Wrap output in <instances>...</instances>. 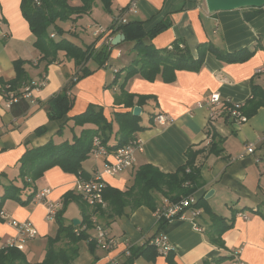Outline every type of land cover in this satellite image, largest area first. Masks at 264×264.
I'll use <instances>...</instances> for the list:
<instances>
[{"label":"crops","instance_id":"1","mask_svg":"<svg viewBox=\"0 0 264 264\" xmlns=\"http://www.w3.org/2000/svg\"><path fill=\"white\" fill-rule=\"evenodd\" d=\"M96 1L88 13L57 22L64 31H73L80 43L66 37L67 40L81 47L92 45L99 49L108 37L113 39L122 33L113 32L110 26L120 10L132 0H111L110 12L104 16L98 11ZM20 2L0 0V81L10 86L15 77L13 63L21 59L27 61L23 68L29 80L44 75L45 84L32 92L26 112L17 116L11 113L6 92L0 85V197L11 184L21 188L19 195L22 199L33 190L38 192L48 188L50 193L47 200L61 204L66 193H76L75 183L79 176L54 166L23 187L22 179L18 176L20 163L27 159L30 149L45 145L50 140L57 144L71 141L73 134L79 135L83 128L94 127L90 123L72 126L73 120L64 121L67 117L82 113L89 103L101 106L108 120L113 118L114 112L129 110L122 105H114V96L120 92L118 88L105 86L114 77L110 67L120 71L136 57V51L134 43L125 41V36L119 43H111L107 66L78 80L74 88L75 100L67 115L61 120L50 119L48 100L61 91L77 66L63 51H59L57 59L47 66L46 72L43 70L44 63L39 61L41 55L33 45L35 36L21 13ZM135 2L136 12H125L127 22H142L146 32L159 24L166 25L154 36L145 38V42L156 49L171 48L174 42H178L180 47H186L193 57H197L198 45L206 43L224 52L235 53L244 49L251 55L243 61L227 62L207 52L199 69H174L172 81H166L161 72L153 80L138 73L127 79L124 89L135 95L134 103L138 96L147 97L139 106L140 125L143 128L134 133L141 149L136 154L133 168L115 176L103 174L107 185L124 191L132 185L134 172L140 165L151 164L164 173H171L185 163L189 149H202L194 162L202 183L193 192L199 215L194 216L188 210L184 219H156L154 210L164 198L160 194L156 197L154 208L127 206L122 215L115 216L106 225L100 217L92 216V207L84 206L85 213L91 212V216L104 225L108 235L116 239V244L108 251L97 248L92 240L96 234L92 225L86 230L89 250L86 246L88 251H80V241L77 242L75 257L68 264H79L81 254L86 257L84 264H109L111 261L117 264H230L237 249L246 264H264V5L210 12L205 0ZM67 3L71 6L81 5L80 0H67ZM95 26L104 30L99 37L92 34ZM87 65L91 69L96 68L91 61ZM254 87L263 96L253 94ZM212 93H218L225 105L239 104L245 121L233 123L227 113L210 120L205 102ZM254 101L262 103L249 115L246 110ZM144 112L147 113L146 118L142 117ZM157 114L166 115L171 121L158 124L154 119ZM214 132L220 138L222 151L219 154L207 152ZM114 140L110 142L113 144ZM250 144L254 149L252 153H247L246 148ZM102 164L103 158L89 152L82 162V169L92 176L101 169ZM208 191H212L211 195L204 198ZM1 209L8 218L31 221L41 236L50 238L56 233L50 230L51 221L45 219V200H31L22 205L7 198ZM240 214L248 217L244 219ZM61 216L65 225H74L73 219H77L78 225L83 214L79 204L70 201ZM212 216L224 218V224L228 225L221 233L219 245L211 243L208 238ZM57 226L55 224V231ZM14 234V228L0 218V245ZM159 234L165 235L171 246L165 255L154 254V249L147 247L149 241ZM70 246L67 239L55 244L57 248ZM137 248L140 249L138 255L131 263L127 262L131 252ZM16 249L28 264L41 262L46 252L45 246L39 258L32 256L30 259L33 251L30 246Z\"/></svg>","mask_w":264,"mask_h":264},{"label":"trees","instance_id":"2","mask_svg":"<svg viewBox=\"0 0 264 264\" xmlns=\"http://www.w3.org/2000/svg\"><path fill=\"white\" fill-rule=\"evenodd\" d=\"M80 6H71L67 0H21L20 10L28 22L30 31L35 36L33 45L40 53L39 61L44 63L43 70L46 72L47 66L57 59L58 52L63 51L64 55L72 59L78 70L74 74L75 77L63 86L60 92L53 95L48 100V116L53 120H61L73 106L75 96V84L81 78L88 76L96 69L105 67L111 53V44H104L99 49H95L92 45L81 47L73 42L65 39L64 31L58 21H65L71 16H79L88 13L95 0H80ZM102 8L106 12H110L111 0H99ZM166 25L159 24L150 32L143 29L142 22L134 20L118 25L116 28L110 26V29L120 31L125 36V41L134 43L136 57L129 65L117 72L115 77L105 86V88L117 87L120 91L114 96V105H122L128 108L126 111H118L113 113V118L108 120L103 114V108L99 105L89 103L86 109L75 116L67 117L64 121L73 120L75 126H83L85 123L93 124L94 127L83 128L79 135L73 134L71 141H63L59 144L50 140L45 145L28 150V157L20 163L19 178L22 179L23 187H26L41 177L45 170L58 166L62 171L88 179L90 175L84 173L82 162L88 157L92 149V140L98 137L100 143L105 146L108 151H113L127 144L134 139V133L141 130V116L132 114L134 105L142 106L146 96H138L136 103L133 102L135 95L126 92L124 86L128 78L134 74H141L142 77L153 80L159 72L164 76L166 81H172L174 69L197 70L201 67L203 59L207 52L213 53L218 59L227 62L243 61L247 59L251 53L247 50H239L235 53L224 52L212 44L202 43L198 45V55L193 57L186 47H180L178 42H174L171 48L156 49L145 42L146 37H152L157 32L161 31ZM54 29V32L50 30ZM54 33L60 37H51ZM57 33V34H56ZM91 61L95 63L96 68L91 69L87 63ZM25 60H15L14 69L15 77L10 82V86L0 81V85L5 92H13L18 99L11 102L9 109L15 116L26 112L29 102L21 97V89L29 84L26 71L23 68ZM123 72V74H121ZM169 77V78H167ZM24 84V85H23ZM7 86V87H6ZM21 86V87H20ZM253 94L263 96L261 91L256 87L253 89ZM6 100L9 95L5 94ZM262 101L251 102L250 108L246 110L247 114H252ZM113 123L117 124L116 131L112 130ZM212 140L207 149L208 153L219 154L222 149L219 146L220 138L214 132ZM115 139V143L110 141ZM202 151L191 150L187 151L186 161L178 167L174 172L164 173L157 167L151 164H143L137 167L134 172L133 183L126 190L121 191L115 187L107 185L103 191V199L105 206H97L91 212L85 213L84 206L87 204L81 197L73 192L66 193L61 199V208L56 213V222L58 224L57 231L53 237L48 238L46 252L44 258L39 263L30 264H68L77 252L76 243L86 237V230L93 224L91 215L100 217L104 220V225L109 224L115 217L122 215L127 206L133 208L145 205L151 208L155 207L157 195L168 197L172 200L179 199L193 193L201 186L198 167H195V158ZM26 153V154H27ZM186 169H189L187 172ZM20 187L11 184L5 189V192L0 197V210L4 200L11 198L22 205L28 204L35 194V190L28 194L25 199L19 195ZM70 201H75L79 204L83 214L82 221L78 225H65L62 220V213L66 205ZM207 211H210L206 207ZM85 225L78 235H75L74 228ZM103 225V226H104ZM224 224V218L212 216L211 231L208 234L209 241L219 245L221 242V233L227 228ZM67 239L71 244L68 248H57L55 244L61 240ZM148 248L154 249V254L157 250L151 244ZM139 248L131 252L127 262L131 263L133 258L138 255ZM148 250V249H145ZM0 261L2 264H28L24 256L18 252L15 247L0 249Z\"/></svg>","mask_w":264,"mask_h":264},{"label":"built area","instance_id":"3","mask_svg":"<svg viewBox=\"0 0 264 264\" xmlns=\"http://www.w3.org/2000/svg\"><path fill=\"white\" fill-rule=\"evenodd\" d=\"M125 12H136V2L132 0L127 6L120 10L118 17H115L112 22V27L116 28L118 25L126 23ZM104 30L95 26L92 30L94 37H99ZM51 37L54 36L53 33L50 34ZM111 37H108L105 40L104 44H111ZM107 66V63H105ZM78 70V67H77ZM76 70V71H77ZM258 69L257 71H260ZM74 72V74L76 73ZM73 74V77H75ZM45 84V76L42 75L36 80H32L29 84L25 85L21 89V97L26 100H31L32 92L41 88ZM1 88V86H0ZM4 90V88L2 87ZM9 95L7 100V105L9 106L11 102L17 101L18 97L13 95V92H6ZM206 106L209 109V119L212 120L217 116H220L224 113H227L233 119V123L244 122L246 117L242 115L239 110V104H228L225 105L219 96L218 93H212L210 97L205 102ZM155 121L158 124H165L171 119L163 114H157L155 116ZM140 141L137 138L130 140L127 144L123 145L120 148H117L113 151H108L104 145L100 143L98 137H94L92 140V149L90 151L95 157L103 158V164L99 171H95L92 176L88 179L78 177L75 183V191L81 197V199L87 204V206L95 208L97 206H105V200L103 199V191L107 187V183L103 177V174L115 176L126 169L133 168L136 162V154L140 150ZM253 145L250 144L246 148L247 153L253 152ZM240 155L239 157H241ZM188 171V170H187ZM50 193V189L45 188L41 189L38 192H35L32 197L33 201H44L46 202V212L45 219L47 221H53L56 218L57 211L61 208V204L52 200H47V197ZM196 197L193 193L181 196L179 199L172 200L170 198L164 197L162 202L155 208L154 214L156 219H164L169 221L173 218L184 219L186 216V211H191L194 216L199 215V210L195 207ZM240 216L246 219L248 216L240 214ZM0 218L3 221H6L11 225L15 234L9 236L2 245L0 249H7L11 247H19L21 244L25 243L27 240L33 239L37 235V229L34 224L29 220H17L8 218L4 210H0ZM91 222L95 229V236L92 239L95 246L99 249L108 251L112 249L116 244V239L110 237L105 230V228L98 222L95 217L91 216ZM196 229L200 230L199 227L193 223ZM85 225L78 226L74 229L75 235H78ZM150 244L154 246L159 254H167L171 250V246L167 241V238L163 234H159L156 237L152 238ZM240 250L237 249L233 253L232 261L230 264H246L239 255ZM109 264H117L115 261H111Z\"/></svg>","mask_w":264,"mask_h":264},{"label":"rangeland","instance_id":"4","mask_svg":"<svg viewBox=\"0 0 264 264\" xmlns=\"http://www.w3.org/2000/svg\"><path fill=\"white\" fill-rule=\"evenodd\" d=\"M97 2V4H98V11L100 12V14H101V16H104V15H107V13H106V11L104 12V10H102L103 8H101L102 7V4L100 5V3L101 2H99L98 0L96 1ZM111 5V4H110ZM108 16H109V14H108ZM106 20L108 19V17L107 18H105ZM50 30H53L54 31V29L52 28V27H50ZM77 32L79 33V31L77 30ZM57 34V33H56ZM71 34V35H70ZM58 35V34H57ZM63 37H68L69 38V40H71V41H73V42H76V43H80V41H79V39L78 38H76V36H75V33H73V31L72 32H67V34H63ZM68 38H66V39H68ZM110 70H111V74L112 75H114V77H115V75L117 74V70H116V68H114L113 66H111L110 67ZM122 73V72H121ZM123 74V73H122ZM113 77V78H114ZM146 116H147V113L146 112H144L143 113V118L145 117L146 118ZM72 126H75V124L74 123H72ZM112 130L113 131H116V125H115V123H113V125H112ZM73 136V135H72ZM72 139V138H71ZM91 156V155H90ZM54 167V166H53ZM52 168V167H51ZM44 174V173H43ZM48 223V222H47ZM55 224H57L56 223V221L55 220H53V221H51V222H49V225H50V230H54V232H56L55 231V229H54V226H55ZM48 238L49 237H44V236H41L40 234H38L37 233V235L33 238V239H30V240H27L25 243H23V244H21L20 245V247L21 248H23V247H25V246H30L31 248H32V254H31V256H29V258L30 259H32V256L34 257V258H36L37 256H38V258L41 256V252L42 251H44V249H45V246H46V244H47V240H48ZM80 241V242H79ZM78 242H79V246H80V251H88L89 250V238H87V237H85V238H82L81 240H79ZM82 246V247H81ZM86 246H87V248H88V250H87V248H86ZM85 260H86V257H85V255L84 254H81V256H80V259H79V261H78V263L79 264H84L85 263Z\"/></svg>","mask_w":264,"mask_h":264},{"label":"water","instance_id":"5","mask_svg":"<svg viewBox=\"0 0 264 264\" xmlns=\"http://www.w3.org/2000/svg\"><path fill=\"white\" fill-rule=\"evenodd\" d=\"M206 7L208 11L215 12L220 10H232L237 8H244V7H262L264 5V0H205ZM124 39V35L119 33L116 35L111 43L117 44L121 40ZM132 114L135 116H140L141 114V107L138 105L132 108ZM212 191H208L205 194L204 198H208L211 195ZM77 219H73V224L76 225Z\"/></svg>","mask_w":264,"mask_h":264}]
</instances>
